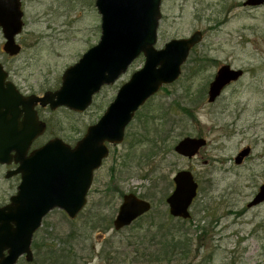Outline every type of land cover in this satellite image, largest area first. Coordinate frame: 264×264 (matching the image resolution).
Masks as SVG:
<instances>
[{
	"label": "rangeland",
	"instance_id": "374dc122",
	"mask_svg": "<svg viewBox=\"0 0 264 264\" xmlns=\"http://www.w3.org/2000/svg\"><path fill=\"white\" fill-rule=\"evenodd\" d=\"M94 2L21 0L23 27L15 38L21 48L17 56L9 57L1 50L0 31V64L10 82L27 96L58 89L66 68L99 40L100 16ZM245 2L161 0L155 47L160 50L167 42L187 39L195 31L201 33V41L190 50L178 79L161 86L135 112L123 142L108 146V157L94 172L83 211L74 220L60 210L51 211L32 243L50 239L62 248L73 244L71 254L78 264H123V258L125 264H132L134 258L145 259L140 251L133 254V246L152 219V224L163 229L151 232L158 234L157 243L169 244L173 237L172 243L179 241V245L163 260V253L150 245L146 264H264V203L247 207L264 183V5ZM142 64L140 55L82 113L38 109L47 128L33 147L54 138L75 145ZM224 65L243 74L210 104L209 82ZM185 137L203 138L207 143L190 160L173 151ZM247 147L250 157L236 167L233 159ZM179 171L191 172L198 184L190 218L182 220L185 223L166 218L170 215L165 200ZM3 172L0 168V205L17 185L15 179L4 180ZM129 193L148 201L151 210L115 231L112 222L122 196ZM160 234L167 240L160 242ZM128 237H132L129 242ZM31 249L34 256L32 244ZM24 261L21 258L17 264Z\"/></svg>",
	"mask_w": 264,
	"mask_h": 264
},
{
	"label": "water",
	"instance_id": "95a60500",
	"mask_svg": "<svg viewBox=\"0 0 264 264\" xmlns=\"http://www.w3.org/2000/svg\"><path fill=\"white\" fill-rule=\"evenodd\" d=\"M100 16V37L72 66L64 71L61 84L55 91L42 96H24L0 64V164H18L7 177L20 175L17 192L9 203L0 208V264L33 261L31 244L43 218L51 211L60 210L74 220L87 203V193L94 172L108 157L109 145L123 142L124 131L135 112L161 86L172 85L181 72L192 48L202 35L195 31L189 38L171 40L160 50L155 47L160 19L161 0H95ZM247 6L264 5V0H246ZM21 0H0V29L4 39L1 50L17 56L21 50L16 37L23 27ZM140 55L142 68L135 71L120 86L105 113L72 147L59 138L47 141L31 150V144L46 130L35 107L50 111L64 107L84 112L101 87L114 84L128 66ZM242 71L224 65L209 82L208 103H212L231 82H236ZM23 114L22 121L18 117ZM206 146L203 138L185 137L173 151L187 159L197 157ZM248 154L243 150L235 162L239 164ZM174 189L165 200L172 218L188 220L189 207L197 195V183L189 171H179L173 177ZM248 208L264 203V184L252 197ZM151 210L148 201L133 193L122 196V202L112 222L115 231L129 227Z\"/></svg>",
	"mask_w": 264,
	"mask_h": 264
},
{
	"label": "trees",
	"instance_id": "16d2710c",
	"mask_svg": "<svg viewBox=\"0 0 264 264\" xmlns=\"http://www.w3.org/2000/svg\"><path fill=\"white\" fill-rule=\"evenodd\" d=\"M142 217L137 219L135 222L140 220ZM166 218L167 220L173 219L170 216ZM178 220L181 221L182 223H185L187 221V220L182 221L180 219ZM152 221L153 220L150 219V223L147 226V229L144 231V234H145L144 236H141V237L136 236V239H135L136 242L134 243V246H133L135 248V252L133 254L136 255L140 251L142 252L141 258L143 259V256H144L145 259L138 261L137 258H134V261L131 262L132 264L134 263L135 264H146L145 261H147L148 255L150 253L149 250H151V248L154 245L155 247H157L156 249L159 251L160 254L161 252L163 253V255L161 256L162 260L165 257H168L174 250L178 249L179 241H176V243L173 244L172 243L173 237L170 238L171 243L168 244L166 241L165 243L166 245H162L161 243L156 242L158 238L157 233H160L161 230L163 229L159 224H156V225L155 223L152 224ZM154 229L156 230L157 233L151 234V232ZM131 238L132 237H128L127 241L129 242ZM162 239L167 240L165 234L164 235L160 234V242H162ZM50 241L51 240L49 239L47 241L33 242L32 248H33V251H35V255L33 256V261H31V263L24 262L23 264H78L76 255L71 254V252L73 253V249H72V247L74 246L73 244H69V245L66 244L65 247L62 248L58 244H54L53 241H51V243H48ZM150 245H151V248L149 249ZM160 254L155 255L158 260H160L159 259ZM123 260H124L123 264H125L126 258H123Z\"/></svg>",
	"mask_w": 264,
	"mask_h": 264
},
{
	"label": "flooded vegetation",
	"instance_id": "af4514ba",
	"mask_svg": "<svg viewBox=\"0 0 264 264\" xmlns=\"http://www.w3.org/2000/svg\"><path fill=\"white\" fill-rule=\"evenodd\" d=\"M22 22H23V17H22ZM22 28V27H21ZM0 31H1V29H0ZM5 70V69H4ZM6 72V71H5ZM7 73V72H6ZM243 74V73H242ZM7 75H8V73H7ZM242 76V75H241ZM7 80L8 81H11L10 79H9V75H8V78H7ZM239 80V79H238ZM238 80H236V82H238ZM235 81L234 82H231L230 84H228L226 87H224V89L221 91V93L225 90V89H227V88H229L233 83H236ZM14 84V83H13ZM14 86H15V88L17 89V92H19L21 95H24V96H27V94H25L24 92H22L21 91V89H19L15 84H14ZM104 87H106V86H104ZM102 88L103 87H101V89H100V91L102 90ZM99 91V92H100ZM208 91V90H207ZM221 93H220V95H221ZM44 93H42L41 95H39V97L40 96H42ZM220 95L216 98V100L220 97ZM96 96V95H95ZM95 96H93V98H91L92 99V102H93V99L95 98ZM207 99H208V96H207ZM216 100L214 101V102H216ZM92 102H91V104H92ZM208 102V101H207ZM214 102H212V103H210V104H213ZM91 106V105H90ZM89 106V107H90ZM109 106V105H108ZM108 108V107H107ZM35 109H36V112H37V115H38V118H39V120L40 121H42L41 120V118H40V116H39V114H38V109H48L47 107H45V108H42V107H40V106H36L35 107ZM106 111V110H105ZM105 111H104V113H105ZM72 112H74V111H72ZM74 113H77L78 114V112H74ZM103 113V114H104ZM22 119H23V114H21L19 117H18V122H20V121H22ZM43 123H44V121H42ZM45 125H46V123H45ZM47 128V127H46ZM88 128V127H87ZM86 128V129H87ZM41 137V136H40ZM40 137L39 138H37L32 144H31V147H30V151L31 150H34V149H36V148H38V147H40V146H42V145H39V146H37V147H33L38 141H39V139H40ZM206 145H207V143H206ZM74 146V145H73ZM72 146V147H73ZM203 149V148H202ZM201 150V149H200ZM200 150H199V152H200ZM243 150H248V154L241 160V162L239 163V164H237L236 162H235V159H236V157H238V155L243 151ZM242 151H239L237 154H236V156H235V158L233 159V163H234V165L236 166V167H241V166H243L244 165V163L247 161V159L250 157V154H251V149H250V147H247V148H244V149H242ZM199 152H198V154H199ZM197 154V155H198ZM204 164H206V162H204ZM18 167V164H16V163H14V161H12L10 164H0V168H3L4 169V180H6V181H8L9 179H15L16 180V182H17V185H16V188H15V192L11 195V196H9L8 198H7V202L6 203H4V204H2V205H0V208L1 207H4V206H6L8 203H9V201H10V199L9 198H11L12 196H14L15 194H16V192H17V187H18V185H19V183H20V175L18 174L17 176L16 175H13V176H11V177H7V175H8V173H12V172H14L15 170H16V168ZM197 183V182H196ZM264 183H262V185H263ZM262 185H260L261 187H262ZM260 186H258V188H257V191L255 192V194H254V196L255 195H257V193H258V191H259V188H260ZM197 193H198V184H197ZM253 196V197H254ZM253 199V198H252ZM251 202V201H250ZM249 202V203H250Z\"/></svg>",
	"mask_w": 264,
	"mask_h": 264
}]
</instances>
